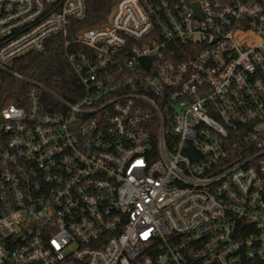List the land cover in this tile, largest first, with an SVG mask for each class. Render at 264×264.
Here are the masks:
<instances>
[{
    "label": "built area",
    "instance_id": "built-area-1",
    "mask_svg": "<svg viewBox=\"0 0 264 264\" xmlns=\"http://www.w3.org/2000/svg\"><path fill=\"white\" fill-rule=\"evenodd\" d=\"M0 0V264H264V0ZM74 100L12 69L56 38Z\"/></svg>",
    "mask_w": 264,
    "mask_h": 264
},
{
    "label": "trees",
    "instance_id": "trees-1",
    "mask_svg": "<svg viewBox=\"0 0 264 264\" xmlns=\"http://www.w3.org/2000/svg\"><path fill=\"white\" fill-rule=\"evenodd\" d=\"M117 1L87 0L86 17L75 25L82 27L105 23ZM12 69L30 79L42 81L70 100H74L73 92L79 87L65 56L63 40L58 37L45 50L17 58ZM30 87L27 81H20L10 72L0 70V124L3 122L2 109L10 103L23 105Z\"/></svg>",
    "mask_w": 264,
    "mask_h": 264
}]
</instances>
